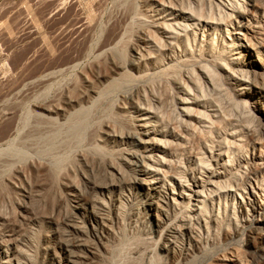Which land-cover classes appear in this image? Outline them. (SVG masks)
Returning <instances> with one entry per match:
<instances>
[{"label": "bare ground", "instance_id": "bare-ground-1", "mask_svg": "<svg viewBox=\"0 0 264 264\" xmlns=\"http://www.w3.org/2000/svg\"><path fill=\"white\" fill-rule=\"evenodd\" d=\"M121 1L127 15H133L126 30L113 39L114 46L104 52L108 58L104 72L102 63L96 61L92 67L99 72V77L91 80L86 75L80 82L73 81L75 85L68 88L63 103L54 100L36 104V112L25 109L17 145L14 141L9 149H0V160L8 158L0 165V182L13 166H18L14 162L24 164L28 160L27 150L31 145L41 146L36 150L40 157L57 154L49 164L44 161L49 165L47 168L45 164L42 166L46 170L50 168L51 179H47L53 188L59 183L66 162H72L66 153L86 141H91L85 153L90 156L94 170L99 175L101 171L103 175L108 174L107 170L114 171L121 178L120 183L130 177L120 165L123 154H127L134 166L130 180L146 193L152 228L159 241L155 243L156 250L149 254L150 259L146 257L149 261L143 258L146 253L134 258L130 256L134 252L129 255L131 249L146 246L144 238L108 245L105 251L112 252L110 262H106L147 264L145 259L148 264H164V255L157 253L159 249L172 264H180L182 260L185 264H196V257L188 260L192 249L205 251L207 248L203 245L212 235L220 238L224 233L235 234L242 227H239V216L245 217L252 202V209H258L256 201L264 196L257 190L264 187V7L258 0H186L188 4L183 0L181 15H176L172 9L169 12L165 0H151L152 5L147 2L148 8L143 13L138 8L141 0ZM93 20L88 21L92 24ZM102 33L101 28L99 34ZM134 37L138 38L136 43ZM88 88L95 97H87L91 94ZM49 89L45 94L40 93L43 98L51 92ZM120 96L127 97L129 106L121 107V103L117 106ZM86 99L88 104H81ZM128 107L131 111L126 110ZM39 109L49 116L37 113ZM98 110H101L100 118L93 123L91 118ZM105 126L109 131H102ZM118 137L121 141L136 143L143 150H127V153L125 148L115 150L109 143ZM107 177H112L111 181L115 178L113 183L117 176ZM103 181L95 182L98 186ZM247 205L245 212L243 207ZM97 210L92 204L89 212L86 211L97 220ZM45 251L47 255L50 252L48 248ZM64 252L65 262L71 255ZM5 254L14 257L3 261L5 264L16 263L15 255L29 260L28 255L11 252L10 248ZM70 262L80 264V261Z\"/></svg>", "mask_w": 264, "mask_h": 264}, {"label": "rangeland", "instance_id": "rangeland-1", "mask_svg": "<svg viewBox=\"0 0 264 264\" xmlns=\"http://www.w3.org/2000/svg\"><path fill=\"white\" fill-rule=\"evenodd\" d=\"M120 1L0 0V149L2 151L12 147V142L14 141V145H17L16 140L19 139L18 133L22 122L21 118L26 111L25 109L28 108L36 112L38 110L34 106L36 104H42V102L49 104L54 100L63 103L65 94L75 85L72 84L73 81V83L76 80L80 82L83 80V76L86 75L91 80L99 77V72L96 73L92 66L97 64L96 61L98 63L100 61L103 65L102 68L104 67L102 71L105 69V63H108L105 53L109 51V48L114 46L115 41L113 39H117L118 34L120 33L121 35L126 30V26L131 21V15H133L130 13V15H127L128 12H125L126 8L121 4L122 1ZM182 1L165 0V4L167 7L171 6V8L168 7L169 12L173 10L174 14L177 15L179 13L181 15V6L184 7ZM246 1L248 2V0ZM183 2L188 4L186 0ZM258 2L261 7H264V0H258ZM146 3L152 5L153 2L151 0L139 1L138 8L142 11L139 10L141 13L145 12L148 8L145 7ZM127 17L129 20H127ZM88 20H93L94 23L92 22V24L94 25ZM88 25L94 29L92 27L88 29ZM101 28L103 29V33L99 34V29ZM134 38L133 42L136 43V39L138 38ZM96 74L97 76H95ZM49 87L51 88L49 89L51 92H48L44 100L41 94L44 91L47 92V88ZM90 91L91 89L88 88V92L91 94H87V97H95ZM57 95L60 97L58 96L57 98ZM38 96L42 99L37 100ZM116 97L113 98L114 106L117 103ZM120 97L118 99L122 101L126 99L127 102L125 100L123 104L119 100L117 106L120 103L121 107L124 106L125 108V105L129 106L127 97ZM87 100H82L81 104H88ZM56 103L58 102L56 101ZM72 109L74 110V108H70L69 110L72 111ZM18 110L19 112H16ZM69 110L67 111L69 112ZM126 110L131 111L129 107ZM39 112L49 116L48 113L40 109L37 113ZM96 112L91 118V122L93 123L98 122L97 118L99 120V116L101 115V110ZM59 117L62 120L64 119L63 115ZM102 128V131H109L106 126ZM121 140L119 137L113 139L109 145L115 150L128 148L124 149L126 153L127 150H143L137 147L136 143H129L125 140L123 142ZM89 143H91L90 140L89 142H84L81 145L82 148L74 147L70 152L68 151L69 153H66L69 156V162L71 160L72 162H66L64 171L62 170L63 172L60 173L59 183L56 184V187L54 186L55 189L50 180L48 181V179H51L49 178V176L51 177L50 168L48 167V170H46L42 166L46 165L45 167L47 168L50 159L55 158L57 154L55 156L40 157L36 150L41 146L36 144L28 146L29 149L27 151L31 154L28 153V160L23 161L24 164L18 161L14 162L15 160H13L15 166H18H13V170L5 175V178H2L0 182V264H5L3 261L6 262L10 257L14 258L13 256L7 257L5 254L8 248H10L11 252H22L25 256L28 255L29 260L32 254L31 257L33 258L31 261L26 260L23 256L19 257L15 255L14 261L16 263L14 262V264H18V262L21 264H73L70 261H76V263L80 261V264H83V262H85L84 264H108L106 261H109V257H111L109 253L112 250L110 249L107 252L105 249L107 250L109 246L119 244L121 240H129L127 242L133 243L137 238H144L142 240L147 242L146 246L148 245L150 249L149 247L147 249L145 248L146 246L140 245L141 248L137 246L139 247L138 249L134 248V251L131 249L129 255L137 251V253H133L130 256L138 257L140 254L146 253V256L144 255L143 258L147 257L150 259L149 254H152L151 251L153 252L154 249L156 250L155 243H158L159 238L155 232V228H152L154 225L150 216L148 200L145 196L146 193L137 185L135 186L130 180L134 176V166L131 162L129 163L130 156L127 157V154H123L124 160L121 159L120 161L121 167L130 176L128 181L124 179L126 182L121 181L120 183L121 178L114 171L107 170L108 174L106 175H103L104 172L101 171V175H99V172L95 171L96 169L94 170L90 162V156L85 153V149ZM133 147L134 149H132ZM124 155L128 160L126 159L125 161ZM86 156L88 159H86ZM4 158L8 159L2 157L0 165L5 161ZM44 161L48 164H45ZM109 172H114L113 174L117 176L116 181L119 180V183L116 181L112 183L115 178L111 181L110 178L112 177L110 176H113V174L109 175ZM101 176H103L102 180ZM100 180H104L102 183L105 185L100 183L101 186L98 183L97 186L96 183L101 182ZM110 183L113 186L109 185ZM51 188L54 190L52 191ZM95 190L96 193L93 192ZM257 190H259L260 194L263 192L264 195V187ZM89 191L92 193H88ZM74 193L77 195H74ZM93 193L94 195L96 194V197L93 196ZM92 200L96 201L92 202ZM99 202L101 204L104 203L107 209L103 207L105 208L103 210L102 206L104 204L101 206ZM256 202L259 204L258 209H252L254 202L249 205L250 207L248 205L243 207L245 212L246 207H249L250 210L248 209L247 216H239L238 218L241 220V223L238 220L239 227L242 226L238 228V231L241 232L237 231L232 235L224 233L220 235V238H213L215 237L214 235L211 238L208 237V241L203 245V247L207 248L205 251L203 250L204 253L200 252L201 250L197 247H194V250L192 249L194 252L191 251L188 260L196 257V260L198 259L196 264H257V262L264 264V250H262L264 249V196ZM66 204H69L68 207ZM92 204H94L96 210H99V207L102 208L100 209L101 211L99 210L100 212L97 210L99 213L97 220L93 219L88 213ZM261 211L262 213H260ZM102 212L104 214H100ZM152 229L154 232H152ZM146 237L150 244L152 240L154 242L150 245ZM151 237L155 239L149 240ZM212 240H214V244ZM207 242H209L208 245ZM135 245L133 247H136ZM47 248L50 250L49 254L51 253L52 255L50 257L48 256L49 254H46L45 250ZM64 251H67V254L71 255V258H68L65 262L64 254L66 252ZM157 251L159 256L164 255L163 257L161 256L164 262L168 263L167 261H169L168 264L171 263L170 260H165V254L160 252L159 249ZM149 259L147 260L149 261ZM147 260L145 261L144 259V262L148 264ZM182 263L185 264V261L182 260L180 264Z\"/></svg>", "mask_w": 264, "mask_h": 264}]
</instances>
